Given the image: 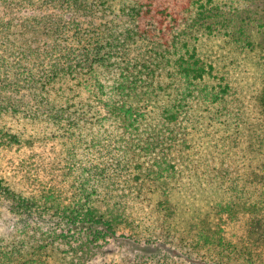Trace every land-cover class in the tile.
<instances>
[{
    "label": "trees",
    "instance_id": "obj_1",
    "mask_svg": "<svg viewBox=\"0 0 264 264\" xmlns=\"http://www.w3.org/2000/svg\"><path fill=\"white\" fill-rule=\"evenodd\" d=\"M252 1L0 0V264H98L113 243L264 264V69L261 123L232 83L264 67Z\"/></svg>",
    "mask_w": 264,
    "mask_h": 264
},
{
    "label": "rangeland",
    "instance_id": "obj_2",
    "mask_svg": "<svg viewBox=\"0 0 264 264\" xmlns=\"http://www.w3.org/2000/svg\"><path fill=\"white\" fill-rule=\"evenodd\" d=\"M3 11V8L0 7V15L2 14L1 12ZM250 11L251 13H253V15L255 16H260L261 14H264V0H255L254 2L252 1V6L250 7ZM221 41L219 39H213V41L209 44V47L214 51V55L216 57V59H218V61L220 62L222 55L224 53V51H222ZM252 55V54H251ZM221 56V58H220ZM219 57V58H218ZM242 57V56H241ZM244 57V56H243ZM251 57V56H250ZM245 60H243L241 63V70H238V77L235 79L234 77L232 78L233 80L236 81H232V83L234 84L235 87L240 86L243 87L242 88V93L241 95H239V103H241L242 101L244 102V104L242 105L243 108V112L244 111H249L246 113H251V116L249 117L250 121L256 122L258 121L257 118H260V123L262 122V116L259 115V109L256 108L254 109V93L258 91L259 86H260V82L262 81L259 80L260 76H261V71L262 69H264L263 66L259 65V64H254L255 60L249 59V57L244 58ZM254 59V58H253ZM255 81H257V83H254ZM247 84V87L244 88V86ZM215 128V127H214ZM235 133L232 134V136H234ZM215 139L216 142H218V144L220 145V140H219V135L215 134ZM220 150V147H219ZM102 155H109L108 154V150L104 151V149H102L101 151ZM221 153H218V155H220ZM109 157H112V155H109ZM108 157V158H109ZM108 158L106 157V161H109ZM221 158H225V155H221ZM230 163L232 165V167H236L239 162L240 159L236 158V157H231ZM114 161V160H113ZM117 161V160H116ZM229 164H224L220 167V172L222 173L225 170H227ZM236 169V168H235ZM231 171V169L229 170ZM235 172V171H234ZM232 172V173H234ZM190 173V172H189ZM213 175V171L210 172V176H207L205 174V177L210 180L211 177ZM189 186V187H188ZM194 183L191 185H185V191L184 193H182L180 196H184L187 195L188 197L191 196V191H194ZM196 187V186H195ZM190 188V189H189ZM197 188V187H196ZM189 190V191H188ZM191 194V195H190ZM195 195H198V191L197 193H194ZM175 196V198L177 197V195H175V193L173 194ZM179 196V199L181 201L180 205L185 202L184 200L181 199V197ZM174 198V200H175ZM196 198V202H200L201 200H197ZM188 201V200H187ZM189 202V201H188ZM10 231H12V221H11V217L3 212L0 211V238L2 237L3 240V244L6 245V248L8 247V245L12 242L10 241ZM29 232V230H27ZM49 232L47 230V228H45L44 230L40 231V236L44 235V236H50L48 235ZM71 244L68 246H65L66 249H71V245L73 244V242H70ZM177 245V244H176ZM182 252H186V249L184 247H180L179 249ZM190 254H194L190 255V258H195V254L198 252L197 249H190ZM206 251H210L208 256H213V252H214V248H210V250H206ZM185 255V253H183ZM136 253L134 252L133 254V249H132V245H130L129 243H122V246H119L115 243L110 244L109 246L105 247V252H103L96 260V263L98 264H146V262H143L142 260H138V258H136ZM201 257H198V259ZM204 259H209L208 257H204ZM81 260V264H86V262L88 261L87 258L83 259H79ZM165 261L164 263H153L152 261L147 262V264H198L197 261H193V260H185L183 258V260H179V258L174 257L172 260H163ZM91 264V263H90Z\"/></svg>",
    "mask_w": 264,
    "mask_h": 264
}]
</instances>
